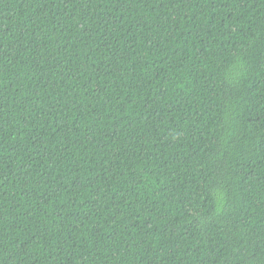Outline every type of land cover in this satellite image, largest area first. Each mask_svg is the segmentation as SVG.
<instances>
[{
    "label": "trees",
    "instance_id": "trees-1",
    "mask_svg": "<svg viewBox=\"0 0 264 264\" xmlns=\"http://www.w3.org/2000/svg\"><path fill=\"white\" fill-rule=\"evenodd\" d=\"M0 264H264V0H0Z\"/></svg>",
    "mask_w": 264,
    "mask_h": 264
}]
</instances>
